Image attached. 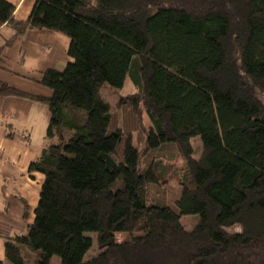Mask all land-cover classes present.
<instances>
[{
	"label": "trees",
	"instance_id": "obj_1",
	"mask_svg": "<svg viewBox=\"0 0 264 264\" xmlns=\"http://www.w3.org/2000/svg\"><path fill=\"white\" fill-rule=\"evenodd\" d=\"M14 13L0 0V28L63 34L72 61L43 72L50 97L0 81V96L51 114L29 166L44 176L34 221L0 235L5 258L24 264L26 248L33 264H264V0H37L27 21ZM127 79L136 92L120 104L140 130L119 126L101 94ZM177 155L186 175L173 189L156 162ZM194 215L187 231L181 219ZM91 233L101 252L85 260ZM117 233L130 236L116 243Z\"/></svg>",
	"mask_w": 264,
	"mask_h": 264
},
{
	"label": "crops",
	"instance_id": "obj_2",
	"mask_svg": "<svg viewBox=\"0 0 264 264\" xmlns=\"http://www.w3.org/2000/svg\"><path fill=\"white\" fill-rule=\"evenodd\" d=\"M6 1L15 6V20L25 22L37 0ZM70 43L67 36L53 31L31 29L23 35H18L11 26L4 25L0 28V81L32 96L50 97L52 91L40 85L42 74L46 70L65 69L72 61L68 56ZM50 117L49 108L41 102L28 98L0 96V154L3 156L7 152L9 154H6L7 161L10 159L15 161L16 155L12 154V145L30 146V142L35 138L36 126L35 131L39 132V142L43 143L44 149L47 144L46 132ZM41 153L33 158L30 164L37 161ZM29 174L32 177L35 173ZM13 177L16 176L8 173L7 177L3 178ZM17 198L23 205L22 217L24 221H28L29 202L22 196ZM24 203L29 207L27 218L24 217ZM0 235L10 236L1 233Z\"/></svg>",
	"mask_w": 264,
	"mask_h": 264
},
{
	"label": "rangeland",
	"instance_id": "obj_3",
	"mask_svg": "<svg viewBox=\"0 0 264 264\" xmlns=\"http://www.w3.org/2000/svg\"><path fill=\"white\" fill-rule=\"evenodd\" d=\"M40 85L51 92L50 88L42 84ZM135 92L136 89L130 79H127L122 89H114L109 84H105L101 90L102 97L110 105L111 111L116 116L117 124L126 130H130L131 128L140 130L139 127H141L139 117L132 111L124 110L120 104L121 97L134 94ZM35 129H37V126ZM35 129V138L30 142V146L12 145V154L13 156L16 155L15 161L11 159L9 162L7 161L6 154L9 155L7 152L3 156L0 154L2 156V159H0V233L4 235L13 236L25 234L27 233V224L32 223L34 220V209L39 201V194L44 180L42 174L37 172L35 174L31 173V177L28 171L30 161L39 156L43 149V143L39 142V132L35 131ZM143 139V136L136 134L134 142L141 154V169L144 168V163L149 160V158L145 157L146 147L142 141ZM191 143L194 149V158L198 159L201 154L200 137L194 138ZM156 165H158L156 166V170L159 173L158 177L162 184L177 189L186 175L185 163L180 155H177L172 160L159 159ZM8 173H12L16 177L4 179L3 177H7ZM20 196L29 202L30 218L28 221H24L22 217L23 205L17 198ZM198 222L199 216L197 215L185 216L181 219V223L187 231L192 230ZM226 230L233 234L241 232L239 226H234ZM89 236L93 239V247L87 253L85 260H90L101 252V249L98 248L96 243V234L91 233ZM129 236L126 233H117L115 234V241L116 243H123L128 240ZM23 251L26 260L24 264H33L37 258V253L26 248H23ZM0 259L4 264H12L4 256L2 237H0ZM60 263V259L55 256L52 258L50 264Z\"/></svg>",
	"mask_w": 264,
	"mask_h": 264
}]
</instances>
